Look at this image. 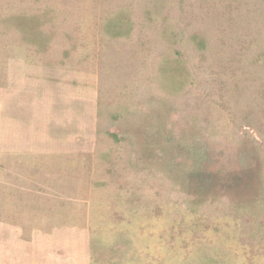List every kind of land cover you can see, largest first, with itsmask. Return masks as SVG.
<instances>
[{
    "label": "rangeland",
    "instance_id": "rangeland-1",
    "mask_svg": "<svg viewBox=\"0 0 264 264\" xmlns=\"http://www.w3.org/2000/svg\"><path fill=\"white\" fill-rule=\"evenodd\" d=\"M0 264H264V0H0Z\"/></svg>",
    "mask_w": 264,
    "mask_h": 264
}]
</instances>
